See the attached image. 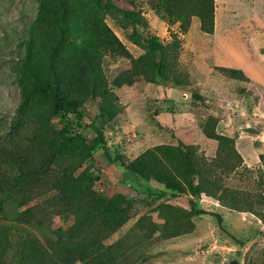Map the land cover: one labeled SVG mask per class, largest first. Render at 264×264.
<instances>
[{
	"label": "trees",
	"instance_id": "obj_1",
	"mask_svg": "<svg viewBox=\"0 0 264 264\" xmlns=\"http://www.w3.org/2000/svg\"><path fill=\"white\" fill-rule=\"evenodd\" d=\"M128 2L131 8L121 7L117 0H37L27 34L18 42L22 55L12 58L10 65L18 101L7 125L0 128V264L145 261L141 253L134 256L140 244L138 229L104 243L127 222L137 198L120 191L111 196L99 192L97 182L102 173L97 152L105 163L117 167L120 181L136 188L137 196L144 192L154 200L180 197L186 202L188 211L179 210L181 217L172 221V235L189 232L191 216L200 214L212 215L223 226L226 219L222 212H208L199 205L203 196L218 201L226 212L246 211L264 222V153L259 155L263 170L256 181L252 179L253 189L227 186L224 178L236 173L242 157L234 138L217 132L218 116L197 114L196 118L203 134L216 140L209 161L184 140L160 143L129 160L116 144L107 143L104 129L122 111L112 86H130L142 80L187 89L182 96L189 93L192 108L205 103L180 60L182 39L174 34L164 42L150 33L142 8L152 9L168 23L178 21L183 30L196 20L203 33L212 34L215 0ZM107 18L141 49L129 58L127 67L116 72L113 82L108 80L103 59L112 56L120 39ZM214 69L227 78L248 81L240 69ZM190 86L195 89L189 90ZM243 90L238 89L241 94ZM93 99L98 100L96 112L87 118L86 104ZM163 100L175 103L169 97ZM175 112L169 113L174 117ZM167 129L175 137L172 128ZM84 150L87 157L82 161L79 154ZM242 170L251 171L245 166ZM55 217L60 224L55 223ZM147 219L139 217L136 225L146 227ZM253 230L251 238H264V228ZM147 235L149 230L142 238ZM260 252L262 258L257 256L249 264H264V249Z\"/></svg>",
	"mask_w": 264,
	"mask_h": 264
},
{
	"label": "rangeland",
	"instance_id": "obj_2",
	"mask_svg": "<svg viewBox=\"0 0 264 264\" xmlns=\"http://www.w3.org/2000/svg\"><path fill=\"white\" fill-rule=\"evenodd\" d=\"M117 3L121 7L131 8L128 0H117ZM36 6L37 0H0V128L7 125L18 101L15 73L12 72L10 65L12 58L22 55L18 42L26 36L29 23L36 12ZM250 7L255 9L256 13H250ZM142 12L150 33L158 35L164 42L170 41L175 34L182 39L183 44L190 45L188 48L187 45L185 46L184 49L187 53L183 51L180 60L185 69H187V65L189 70L197 74L200 71L199 76L205 69L199 66L204 63L208 66V70L209 66L230 67L233 65L240 67L245 63L248 64L249 61L253 62L257 68L262 67L259 63L264 65V62L258 57L261 56L264 60L262 52L250 51L260 44L259 47L264 46V2L262 1L215 0V30L207 36L199 29L196 20L191 21L188 30H183L178 21L168 23L161 20L152 9L143 7ZM107 22L120 39V46L112 51V56H106L103 59L108 80L113 82L116 72L127 67L130 64L129 58L132 55H137L141 49L135 46L128 39L127 34L119 29L110 18H107ZM207 44L213 47H208ZM197 45H203V51L198 50ZM187 61L191 63H187ZM215 75L217 74L213 73L212 79ZM190 77L194 79L193 75ZM112 89L118 97L122 111L118 113L112 124L106 126L104 133L107 143L116 144L119 152L128 160L143 150L160 143L172 141L178 143V140L188 143L192 141V139L188 140L187 127L183 123H179V127H182L181 130L174 131L175 137L170 135L167 128H169L170 119L173 117H169L166 113L168 106H173L174 111L181 113H187V110L190 109L194 110L193 118L195 120L198 115H206L212 109V102L208 101H205L204 104L200 103L199 107H190L188 104L189 93H187L188 98L187 94L182 96V93L187 89L183 91L179 88L144 83L142 80H138L130 86L119 88L112 86ZM194 89V86L189 87V90ZM216 94L214 93V95ZM216 96L220 101L223 98V100L229 99H226L225 102L228 104L225 103V106L229 107L232 104L231 112L238 108L235 106L236 101L232 102V95L227 93V95L219 96L217 94ZM165 97L173 99L175 103L166 102L163 100ZM97 103V99L88 101L86 104L87 118L94 115ZM218 112H220V108H218ZM258 117L260 118L257 123H264V115ZM174 119L177 118L174 117ZM197 123L196 120L190 133L196 137L199 133L201 134ZM193 145L197 147V154L200 157L207 161L214 157L213 145L209 147L210 150H206V154L199 145ZM86 157L85 150L79 154L82 161H85ZM95 157L97 163L100 164L102 173V178L97 182L100 193L111 196L115 191H120L137 198L127 222L104 243L115 242L126 234L128 235L131 230H140L138 233L140 235L138 243L140 242V244H138V249H135L134 256L137 253L145 256V263L141 264H232V261H235V264H249V261L257 256L261 255L262 258L260 250L264 249V238L260 235L251 238L255 234L253 227L264 228L263 219L260 217L259 219L246 211L226 212L222 208H227L218 201L212 197L203 196L198 201L199 205L208 212H222L226 219L223 226H219L212 215L200 214L191 216L193 227L189 232L172 235L169 230L175 228L172 221L181 217L179 210L188 211L186 202L180 197L171 200H154V197L145 195L144 192L139 193L138 197L136 188L124 185L120 181L121 172L115 165L105 163L100 152H97ZM259 163L253 165L252 170L248 173L241 168L236 169V173H232L229 178H224V183L232 188L247 190L251 187L253 189L254 183L252 182L257 180L256 177L263 170V168H255L260 166ZM79 170L80 168H78ZM253 175L255 178L252 177ZM143 216L149 217L148 225L140 229L136 222L139 217ZM59 222V219L55 217V223L60 224ZM62 225L65 227L64 223ZM148 230L150 235L142 238ZM239 242H243V244H239Z\"/></svg>",
	"mask_w": 264,
	"mask_h": 264
},
{
	"label": "crops",
	"instance_id": "obj_3",
	"mask_svg": "<svg viewBox=\"0 0 264 264\" xmlns=\"http://www.w3.org/2000/svg\"><path fill=\"white\" fill-rule=\"evenodd\" d=\"M264 2V0H258ZM249 12H255L256 10L252 7L249 8ZM254 16V15H253ZM214 23V30H215ZM207 36V33H204ZM190 46L189 44H183V49ZM261 45V44H260ZM259 45V46H260ZM197 49L200 51H203V45H197ZM206 46L213 47L209 44ZM255 46L254 49H251L250 51L253 52H262V55H264V46ZM191 50V49H189ZM185 51V49H184ZM187 52V51H185ZM190 52V51H188ZM192 52V51H191ZM261 61L264 62L261 56ZM264 58V57H263ZM187 63H191L188 62ZM232 64V63H231ZM261 68H257L253 62L249 61L248 64L243 65H236L240 67L230 66L232 68H237L242 70L244 75L248 78V81H241V80H235L231 78L225 77L221 72L218 70H215L213 66H209V70L207 69L208 66L205 65V63L199 67L205 68L202 72V75L200 74V71L195 73L192 70H189L188 66L187 71L189 72V75H193L194 79L193 84H195L199 89L200 92L204 95L205 101H208L209 103L212 102V109L208 114L216 115L218 116V125L217 132L226 135L229 137L234 138V144L238 152L240 153L242 157V163L239 168L242 169V167H246L249 170H252L253 165H255L257 162H260L259 165L255 168H263L262 161L260 160V154L264 153V123L263 126L261 123H257L259 118L258 116L264 115V65L259 63ZM205 66V67H204ZM225 67V66H223ZM216 72V73H215ZM217 74L213 77L212 75ZM212 79V80H211ZM235 85V90H234ZM244 89L243 93H239V88ZM214 89V91H212ZM214 93L220 95H227L230 94L233 96L232 102L236 101L235 106L238 107L234 112H231V106L226 107L225 100L221 99L214 95ZM186 94V93H185ZM186 96V95H185ZM229 100V99H228ZM231 102V101H227ZM226 103V104H225ZM201 104L199 103L197 107H199ZM168 106L166 108V113L169 115V117H173L170 111L173 110V106ZM195 108V107H193ZM218 108H220V112H218ZM174 113V112H173ZM193 113L194 110H189L187 113H181V112H175L174 117L176 122H174L173 119H170L171 124H169V128H172L173 131H179L181 130L179 127V123H183L186 128V134L189 139H192L191 144H197L200 146V149L210 150L209 147L214 148V154L216 150V140L212 138H208L203 134L201 131V134L199 133L196 136L191 135V129L193 128V124L195 121H193ZM219 113V114H218ZM206 115H202V117H205ZM201 116V115H200ZM236 116V117H235ZM252 117V118H250ZM227 120V121H226ZM199 127V126H198ZM184 129V128H183ZM212 141V142H211ZM200 143V144H199ZM241 171V170H240ZM246 171V170H245Z\"/></svg>",
	"mask_w": 264,
	"mask_h": 264
},
{
	"label": "water",
	"instance_id": "obj_4",
	"mask_svg": "<svg viewBox=\"0 0 264 264\" xmlns=\"http://www.w3.org/2000/svg\"><path fill=\"white\" fill-rule=\"evenodd\" d=\"M232 264H235V261H232Z\"/></svg>",
	"mask_w": 264,
	"mask_h": 264
}]
</instances>
